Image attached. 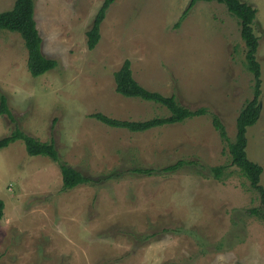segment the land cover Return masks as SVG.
I'll list each match as a JSON object with an SVG mask.
<instances>
[{"label": "rangeland", "instance_id": "rangeland-1", "mask_svg": "<svg viewBox=\"0 0 264 264\" xmlns=\"http://www.w3.org/2000/svg\"><path fill=\"white\" fill-rule=\"evenodd\" d=\"M15 0H0V13ZM115 0L95 49L86 31L103 0H34L42 53L57 66L27 70L17 33L0 30V138L15 128L53 140L61 163L90 179L62 189L57 163L29 156L16 141L0 150V264H264V220L258 194L230 165L210 115L145 132L113 129L89 118L145 121L167 117L152 102L115 91L114 72L131 63L139 85L207 109L230 140L237 115L252 98V75L237 20L216 2ZM257 10L261 113L246 132V155L259 164L264 188V0ZM183 161L173 172L163 169ZM232 172L216 180L213 167ZM133 169L150 170L149 174Z\"/></svg>", "mask_w": 264, "mask_h": 264}, {"label": "trees", "instance_id": "trees-1", "mask_svg": "<svg viewBox=\"0 0 264 264\" xmlns=\"http://www.w3.org/2000/svg\"><path fill=\"white\" fill-rule=\"evenodd\" d=\"M114 2L115 0H103L92 20L90 28L86 31V45L89 51L95 49L98 44L101 23L104 21L109 7ZM197 2H216L224 5L227 12L237 20L240 29V38L245 45L244 60L246 69L253 78V94L252 98L244 104L237 115L233 140L229 139L219 117L215 114H209L206 108H187L178 103L173 96H164L139 85L133 78L129 60H124L121 67L114 72L113 78L116 93L127 98H138L163 106L168 110L169 115L167 117H153L145 121L119 120L110 118L102 113H93L89 118L113 129H124L132 133H140L164 125L181 123L186 119L200 117L206 114L210 115L213 128L226 144L230 157V165L239 170L240 174L248 181L250 188L259 196L261 208L251 209L249 211L250 215L252 214L264 220V188L260 185V175L263 169L259 164L249 160L246 155L247 129L257 123L261 113V70L256 58L259 41L253 29L257 10L241 0H190L176 25L184 19ZM0 30L17 33L21 37L27 53V70L32 77L41 76L56 68L57 62L54 59L47 58L42 53V40L34 20V0H15L9 10L1 12ZM4 114L8 115L9 110L5 95L0 93V115ZM16 141H22L24 143L26 153L29 156H44L58 164L63 190H72L80 185L90 183L89 178L67 164L60 162L53 140L41 142L27 135L19 128H15L9 135L0 138V150ZM184 164L183 161H178L173 165L165 167L163 170L173 172L180 165ZM225 169L226 167L224 166L213 167L211 172L216 180H226L231 176L232 172L226 173ZM133 172L138 174L152 173L150 170L142 169H133ZM3 209L4 203L0 200V220L3 217Z\"/></svg>", "mask_w": 264, "mask_h": 264}]
</instances>
